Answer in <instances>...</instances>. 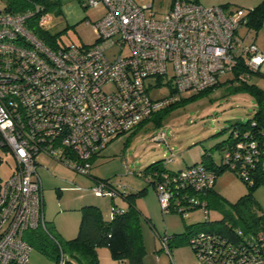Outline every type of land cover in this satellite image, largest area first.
I'll return each mask as SVG.
<instances>
[{
    "label": "built area",
    "instance_id": "obj_1",
    "mask_svg": "<svg viewBox=\"0 0 264 264\" xmlns=\"http://www.w3.org/2000/svg\"><path fill=\"white\" fill-rule=\"evenodd\" d=\"M25 2L23 11L0 8V146L15 160L0 184V264H28L31 245L25 234L45 230L39 154L89 176L93 159L119 134L180 97L231 78L240 63L247 70L234 82L249 81L250 72L264 63L254 38L246 30L239 33L247 28L249 10L244 7L173 0L167 11L156 15L151 4L136 0H88L87 5L105 7L92 23L94 42L52 48L33 31L51 26L45 4ZM163 85L170 91L162 96L157 92ZM237 147L225 156L233 166L238 162L240 173L248 177L259 143L239 141ZM142 176L153 182L163 214L174 211L187 218L199 208L207 217L205 200L187 192L213 184L212 172L201 163L163 173L160 179ZM95 182V195L127 194L124 186L110 180ZM123 212L111 209L112 215ZM159 239L168 251L166 238ZM188 244L203 264H264V227L238 236L193 231ZM63 263L61 256L58 264Z\"/></svg>",
    "mask_w": 264,
    "mask_h": 264
},
{
    "label": "rangeland",
    "instance_id": "obj_2",
    "mask_svg": "<svg viewBox=\"0 0 264 264\" xmlns=\"http://www.w3.org/2000/svg\"><path fill=\"white\" fill-rule=\"evenodd\" d=\"M87 1L59 0L61 12L56 14L49 11V31L56 36L60 45H90L94 42L92 23L104 14L105 7L102 3L87 5ZM252 1L255 6L262 0ZM136 2L139 5L151 4L156 15H159L167 10L171 0ZM252 5L243 7L249 9ZM4 6L5 1L0 0V8ZM245 30L250 35L256 34L253 29L245 27H241L239 33ZM255 76L252 82L264 87V82ZM228 77L229 75L223 77L221 84L168 109L167 112H154L132 131L121 133L112 139L92 161L90 176L79 174L54 158L39 154L36 157L37 173L48 203L53 207L55 204L65 207L76 203V196L83 195L87 198L93 196V201L98 203L96 205L105 207L107 213L114 207L122 208L126 205L120 195L113 198L95 195L91 191V187L96 184L93 177L109 179L115 184H120L124 186L126 193L144 189L142 195L136 199V202L139 201L138 208L141 209V233L145 247L143 264H203L191 249L186 237L179 246L172 247L168 255L165 249L161 248L155 232L160 235L182 233L186 229L185 224L219 220L221 215L218 210L208 207L207 217L199 208L189 211L187 218L177 212L163 214L154 188L147 184L141 173L146 166L157 160H163L164 165L171 170L184 168L192 163L200 148L208 151L217 165L221 163V151L215 145L228 139L235 121H246L255 111L253 96L235 84L226 83ZM169 91L170 88L163 85L157 94L163 96ZM157 135L159 137H156ZM14 166L13 154L0 146V184L10 176ZM214 188L230 202L236 201L246 192L243 181L229 168L223 169L217 175ZM253 197L258 211L264 213V183L254 188ZM146 216L151 219L152 228L145 219ZM28 264L55 263L31 245Z\"/></svg>",
    "mask_w": 264,
    "mask_h": 264
},
{
    "label": "trees",
    "instance_id": "obj_3",
    "mask_svg": "<svg viewBox=\"0 0 264 264\" xmlns=\"http://www.w3.org/2000/svg\"><path fill=\"white\" fill-rule=\"evenodd\" d=\"M4 1L5 9L10 12L23 11L28 6L25 0ZM39 1L45 4L48 11H54L56 14L61 12L59 0ZM219 6L226 9L229 7V4H220ZM248 10L246 27L249 30L253 29L257 32L264 25V0ZM33 31L52 48L59 46L56 36L50 33L49 30L34 28ZM250 37L253 38V35H250ZM244 70L247 69L240 63L239 67L233 71V76L227 78L225 82L229 85L235 84L236 87L248 91L253 96L255 101L254 114L246 121H235L232 124V130L228 139L215 145L221 151V163L219 165L213 161L208 151L202 149L200 160L194 163H201L206 169L212 172L214 177L213 184L209 188L202 189L198 192H195L193 189H188L189 191H187L188 195H194L200 200H205L207 207L218 210L221 218L215 221L185 224L186 229L182 233L162 234L159 237L163 236L166 238V245L169 252H171L172 247L179 246L185 237L188 242V236L193 231L213 230L225 236H238L240 234H254L260 228L264 227V213L258 211V205L253 197L254 188L264 183V87H260L250 81L234 82L237 78L236 75ZM255 75H259L258 70L250 72V78ZM221 83L222 81H219L209 89ZM209 89L204 90L203 93ZM201 94L202 92L170 103L161 108L160 111L167 112L168 109H172L186 100L193 99ZM251 139L259 143L260 152L254 167L250 168L248 166V177H246L240 173V165L238 162L236 166H233L231 160H227L225 153H234L239 149L237 147L239 141H244L245 143V141L247 142ZM184 168L171 170L164 165L163 160H157L146 166L142 175L155 174L156 178L160 179L163 173L172 174ZM225 168L234 171L246 186V192L234 202L225 199L214 188L215 178ZM94 179L96 180L97 178L95 177ZM148 184L154 188L153 182ZM143 191L144 189H141L124 195L123 199L126 202L124 212L114 214L110 219L103 218L97 206H84L82 208L77 235L71 239H63L57 236L51 225L47 222H45V230L36 228L27 231L25 239L41 253L54 260L55 264L59 263L61 256L64 260L63 264H99L97 248L101 246L107 247L110 256L117 261L126 259L128 264H143L142 257L145 253V248L141 233L140 212L135 205L136 197L141 196ZM179 194L177 193V195Z\"/></svg>",
    "mask_w": 264,
    "mask_h": 264
},
{
    "label": "crops",
    "instance_id": "obj_4",
    "mask_svg": "<svg viewBox=\"0 0 264 264\" xmlns=\"http://www.w3.org/2000/svg\"><path fill=\"white\" fill-rule=\"evenodd\" d=\"M172 1L173 0H171L169 5L167 6V10L170 8ZM196 1L198 3L204 5V6L220 5V4H224V3H230L229 7L227 9H232L233 7H236V6H239V7L251 6L252 2H253L252 0H196ZM261 28L262 29L257 31L256 34L253 36V38H254L255 43L257 44L258 48L260 49V51L262 53H264V26H262ZM258 72H259V75H256L255 77H257L259 80L264 82V63H262L260 65ZM253 78H254V76H251L249 81L252 82ZM252 83H254V82H252ZM201 153H202V148H200V150H198V153L196 154V156L193 157L192 163L200 160ZM94 178L95 177H93V181H95ZM43 193H44V191L42 188V196H43V203H44L43 209H44L45 222L49 223L51 225V227L53 228L55 234H57V236H60L63 239H71L77 235L79 222H80V218H81V213H82V208L86 205L97 206L98 209L100 210L103 218H105V219H110L112 217L111 211H108V213H107L106 212L107 209L105 207H100L99 205H96L97 202L93 201V199H92L93 196H90V198H87V197H84L83 195H78V196H76L78 199L77 202L72 204V205H69V206L67 205L65 207H59V206H57V204H55L56 206L53 207L52 205H50L48 203V199L46 198V195ZM138 197L139 196H137L136 199ZM136 199H135V205H136L137 209L139 210V212L141 213V209L138 208L139 201L136 202ZM122 208H125V206ZM145 219L150 223L151 228H152V223H151V219L149 218V216H146ZM141 227H142V225H141ZM141 232H142V230H141ZM170 234H173V232ZM155 235L157 236L158 239H159V236H161L157 232H155ZM159 241H160V239H159ZM143 244H144V242H143ZM160 246H161V244H160ZM161 248H163V247L161 246ZM163 249H165V248H163ZM165 251H166V249H165ZM166 252L168 255L170 254V252H168V251H166ZM97 255H98V259H99V264H128L126 259H123L120 261L113 259L109 254L108 248L104 247V246L97 248ZM142 261H143V257H142Z\"/></svg>",
    "mask_w": 264,
    "mask_h": 264
}]
</instances>
